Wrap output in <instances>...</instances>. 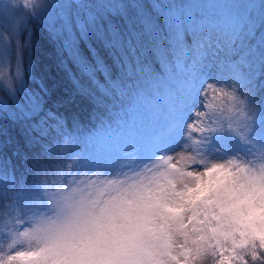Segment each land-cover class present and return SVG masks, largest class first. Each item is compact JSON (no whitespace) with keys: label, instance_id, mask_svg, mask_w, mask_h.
<instances>
[{"label":"trees","instance_id":"obj_1","mask_svg":"<svg viewBox=\"0 0 264 264\" xmlns=\"http://www.w3.org/2000/svg\"><path fill=\"white\" fill-rule=\"evenodd\" d=\"M164 1L66 0L51 22L28 12L16 42L3 30L13 89L0 83V183L47 171L43 157L77 118L90 126V140L172 106L191 86L184 64L190 51L217 50L241 79L236 101L264 105V0L255 16L229 28H206L183 9L168 11Z\"/></svg>","mask_w":264,"mask_h":264},{"label":"rangeland","instance_id":"obj_2","mask_svg":"<svg viewBox=\"0 0 264 264\" xmlns=\"http://www.w3.org/2000/svg\"><path fill=\"white\" fill-rule=\"evenodd\" d=\"M167 1L168 11L176 13L177 9H183L185 14L196 16L206 28L232 27L247 14L255 16L262 3V0ZM167 1H164L166 6ZM65 4L66 0H0V83L5 87L13 89L8 73L9 46L3 40V30L16 42L28 12L51 22ZM184 63L189 68L192 87L177 97L175 109L169 112L147 110L121 130L91 135L86 154L93 163L111 164L121 148L127 146L136 149L137 161L175 146L181 139L180 129L194 100V88L200 83H227L234 91L241 89V79L228 72V62L212 48L186 55ZM13 75L18 85L21 78L17 67ZM221 101L220 123L212 121V143L228 151L241 148L243 137L239 129L246 119L242 111L252 110L253 106L223 95ZM257 128L264 139V116L259 119ZM193 142H200L199 134ZM161 176L153 180L146 192L138 193L135 200L125 201L126 207H117L103 216L87 213L79 217L76 228L46 251L42 250L40 264H165V257L171 258L173 232L188 236L184 232L188 227L183 220L185 211L191 212L189 221L194 222L193 232L207 228L198 240L211 239L217 247L222 239L230 240L234 255L236 249L247 247L257 238L264 241V178L260 175L246 168L217 166L199 175L170 167ZM185 176L194 177V185L185 184L183 190H177L176 185L183 183ZM62 179L61 172L51 175L43 193L30 199L28 207L36 209L46 198L54 199ZM7 195L19 193L13 190ZM15 210V204L0 208V233H3L0 249L6 244L11 246L17 231ZM191 252L189 249L185 254Z\"/></svg>","mask_w":264,"mask_h":264},{"label":"clouds","instance_id":"obj_3","mask_svg":"<svg viewBox=\"0 0 264 264\" xmlns=\"http://www.w3.org/2000/svg\"><path fill=\"white\" fill-rule=\"evenodd\" d=\"M221 95L229 100L240 98L227 83L205 81L195 86L194 100L180 129V141L167 150L156 151L143 161H137L136 149L127 146L121 148L111 164L93 163L85 146L91 128L77 118L76 124L69 125L60 134L58 142L53 141L56 151L50 157H43L51 164L47 171L33 169L22 183L17 181L0 188V208L15 204L18 218L11 246L6 244L0 249V264H40L44 251L76 228L79 217L87 213L103 216L117 207H126L125 201L135 200L138 193L146 192L152 187L153 180L162 178L161 174L170 167L199 175L217 166H231L246 168L264 178V139L259 136L257 128L259 119L264 116V105L257 101L252 110L242 111L246 117L239 129V135L243 137L242 147L228 151L213 144L211 139L212 121L217 125L220 123ZM198 134L200 142L194 143ZM67 144L76 147L64 150ZM56 172L63 174L56 197L46 198L39 208L28 207L27 202L43 193L46 181ZM185 184L194 185V177L185 176L184 182L178 183L176 189L183 190ZM13 190L19 195H7ZM190 216V211L184 212L187 237L183 232H173L169 249L171 258L165 257V264H264V241L261 239L236 249L234 255L230 240L222 239L219 247L211 239L198 240L207 228L205 226L203 232H193L194 222L189 221ZM2 238L3 233H0ZM189 249L192 252L186 255ZM8 256L13 260L8 261Z\"/></svg>","mask_w":264,"mask_h":264},{"label":"snow or ice","instance_id":"obj_4","mask_svg":"<svg viewBox=\"0 0 264 264\" xmlns=\"http://www.w3.org/2000/svg\"><path fill=\"white\" fill-rule=\"evenodd\" d=\"M177 39H179V37H176ZM87 70V69H86ZM7 187V184H5V183H0V188H6ZM13 259V257H8V260L10 261V260H12Z\"/></svg>","mask_w":264,"mask_h":264}]
</instances>
